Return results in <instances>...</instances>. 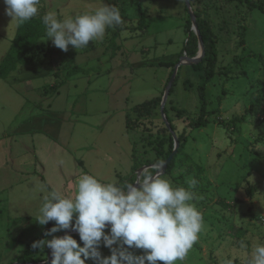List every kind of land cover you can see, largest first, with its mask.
Masks as SVG:
<instances>
[{"label":"rangeland","instance_id":"1","mask_svg":"<svg viewBox=\"0 0 264 264\" xmlns=\"http://www.w3.org/2000/svg\"><path fill=\"white\" fill-rule=\"evenodd\" d=\"M139 1L148 25L131 30L140 16ZM201 1L210 5L220 53L218 72L207 85L213 114L207 126L187 131L174 171L161 176L185 188L190 180L197 181L193 203L203 214L204 227L187 257L176 264H248L255 247L264 244V12H249L240 0ZM41 4L61 19L113 5L127 17L128 27L114 41L117 27H110L103 41H90L78 50L69 46L66 52L42 40L45 34L39 40L44 50L34 63H18L0 77V264L18 262L46 227L53 226L54 221L43 226L36 222L49 191L74 196L84 174L104 183H135L143 174L139 169L156 165L147 160L157 156V148L166 151L169 146V135L160 129L161 106L139 116L138 123L132 121L133 129L127 120L136 117V105L163 97L172 66L161 62L176 65L188 36L185 0ZM5 8L0 0V66L17 32ZM176 78L165 108L179 135L199 113L200 73L186 64ZM235 117L234 133L220 123ZM150 168L158 170L149 167L145 172ZM49 252L44 247L36 256L47 259ZM101 253L111 254L106 247Z\"/></svg>","mask_w":264,"mask_h":264},{"label":"clouds","instance_id":"2","mask_svg":"<svg viewBox=\"0 0 264 264\" xmlns=\"http://www.w3.org/2000/svg\"><path fill=\"white\" fill-rule=\"evenodd\" d=\"M5 11L17 27L37 17L41 0H3ZM46 39L68 51L103 41L106 30L124 23L119 8L103 4L92 12L58 18L49 12L42 17ZM174 186L167 178L144 172L135 183L123 187L104 183L94 175L78 180L74 196L52 190L43 197L36 219L41 226L54 221L45 236L32 243L33 249L51 250V264H176L183 261L198 241L204 227L202 212L195 206L192 189ZM72 229L71 234L52 235ZM106 229L108 231H106ZM101 247L110 249L104 256ZM132 249L143 250L136 255ZM225 264H232L231 260ZM248 264H264V244H258Z\"/></svg>","mask_w":264,"mask_h":264},{"label":"trees","instance_id":"3","mask_svg":"<svg viewBox=\"0 0 264 264\" xmlns=\"http://www.w3.org/2000/svg\"><path fill=\"white\" fill-rule=\"evenodd\" d=\"M227 4H230V0L226 1ZM240 2H243L246 4L248 11L250 12L254 8H258L261 11L264 12V0H240ZM191 4L193 6L194 13L197 18V26L201 32L203 41H204V46H205V56L201 62L198 64H192L191 67L200 73V82H199V89H198V95H199V101H200V108H199V113L195 117H191L188 119V123L186 128L183 130L182 133L178 135L179 141H180V146H179V152L175 156V158L171 161V163L168 165L165 173H171L175 169V164L176 160L180 156V154L184 151V148L186 146L187 140H188V130H193L197 128H203L207 126L211 122V116L213 114V111L209 110L208 105H209V99L207 95V85L213 80L215 77L216 73L218 72L219 68V48L217 46V39L216 35L213 31V23H212V18L209 16V3H202L201 0H191ZM139 12L140 16L138 18L137 24L135 26L130 27L131 30H136L138 28H143L148 25L146 16H145V10L142 7L141 1H139ZM187 9V7H186ZM188 11V9H187ZM121 13V12H120ZM47 14L46 8L44 5L41 4L40 7V13L37 17H34L30 21L24 23L23 25L17 27V32L16 35L13 39V42L11 44V47L7 53V55L4 57L3 62L1 63L0 66V77H6L8 76L13 70L17 68L18 63H34L36 61L35 56L38 54L40 51L44 50V44L40 42V38L45 36L46 34V28L45 25L43 24L42 17ZM121 16L125 22L127 20V17L124 16L121 13ZM117 29L113 30L112 34V39L113 41L116 40L120 32L127 28L124 23L120 26H116ZM185 30L187 33V41L185 43V46L183 48V52H186L188 56H195L198 51V37L194 33V31L191 29L192 28V21L190 16H187L186 22H185ZM245 26L241 27L242 34L245 31ZM245 38L242 37L240 40L241 42H244ZM161 63H166L170 64L172 66V69L169 73V77L167 79L166 84H168L172 73L174 72V63H168V62H161ZM73 71V70H71ZM177 82V78L174 81L173 87L174 88L175 84ZM161 101H162V95L159 97H153L150 100H147L141 104H138L134 107V112L136 113V117L134 119H128L127 120V125L128 128H131V122H136L140 121L139 116H145L148 114H152L153 109L156 107L161 106ZM160 108V107H159ZM165 113L167 115V118L172 125V128L176 130V126L173 123V120L169 114L168 108H165ZM179 113H182V111H179ZM160 117V113H158ZM239 119L237 117L225 122V121H220V123L230 132H235L236 124L238 123ZM161 123L163 126L160 128L161 132L166 133L169 135V146L167 150L165 151L162 147L157 148V156L153 160H147L148 164H160L164 160L167 159V157L171 154L174 148V141H173V136L171 132L169 131L168 127L166 126L165 122L163 119H161ZM139 165H135V169H138ZM147 172L151 174H155L157 170L155 168H150L147 170ZM126 184H129L127 181L120 182L118 185L124 186ZM52 226V223H50L42 235L39 237V239H44L45 233L47 232L48 229H50ZM74 238L77 239L78 243L82 242L79 239L78 234H71ZM39 249H33L27 251L24 256L19 258V262H41L44 261L45 259H40L37 258ZM232 264H238L237 260H232Z\"/></svg>","mask_w":264,"mask_h":264},{"label":"water","instance_id":"4","mask_svg":"<svg viewBox=\"0 0 264 264\" xmlns=\"http://www.w3.org/2000/svg\"><path fill=\"white\" fill-rule=\"evenodd\" d=\"M186 3V7L188 9V13L189 16L191 18L192 21V30L194 31V33L197 35L198 37V51L197 54L193 57L188 56L186 52H184V54L182 55V57L180 58V60L178 61V63L175 65L174 67V72L171 75V78L167 84V87L164 91L163 97H162V101H161V114L163 117V121L165 122L166 126L168 127L169 131L171 132L172 136H173V141H174V148L173 151L171 152V154L167 157L166 160H164L162 163L160 164H156V165H151V166H146L147 168L149 167H156L158 170L154 175H162L163 173H165L168 165L171 163V161L175 158V156L178 154L179 152V146H180V141H179V137L178 134L176 133V131L172 128V125L170 124L167 115L165 113V104L168 100L171 88L173 87L174 81L176 79L178 70L180 68V66L182 65H186V64H198L199 62H201L205 56V46H204V41L201 35V32L197 26V18L196 15L194 13L192 4H191V0H185ZM142 169V168H141ZM139 169L138 173H140L142 170ZM65 234H78L76 231L69 229L65 232H63L60 236H63ZM51 250L49 252L48 258L45 259L44 261L41 262H15L13 264H51Z\"/></svg>","mask_w":264,"mask_h":264},{"label":"built area","instance_id":"5","mask_svg":"<svg viewBox=\"0 0 264 264\" xmlns=\"http://www.w3.org/2000/svg\"><path fill=\"white\" fill-rule=\"evenodd\" d=\"M260 222H261V224H263V225H264V215H263V216H261V220H260Z\"/></svg>","mask_w":264,"mask_h":264},{"label":"bare ground","instance_id":"6","mask_svg":"<svg viewBox=\"0 0 264 264\" xmlns=\"http://www.w3.org/2000/svg\"><path fill=\"white\" fill-rule=\"evenodd\" d=\"M146 169H147V167H146V168H142V169H141L142 171H141L139 174L144 173V172L146 171Z\"/></svg>","mask_w":264,"mask_h":264}]
</instances>
